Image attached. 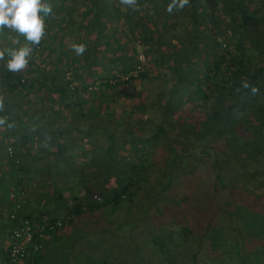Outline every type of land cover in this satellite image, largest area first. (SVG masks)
I'll use <instances>...</instances> for the list:
<instances>
[{
    "label": "trees",
    "instance_id": "16d2710c",
    "mask_svg": "<svg viewBox=\"0 0 264 264\" xmlns=\"http://www.w3.org/2000/svg\"><path fill=\"white\" fill-rule=\"evenodd\" d=\"M42 2L0 28V264H264V0Z\"/></svg>",
    "mask_w": 264,
    "mask_h": 264
},
{
    "label": "clouds",
    "instance_id": "9594fccd",
    "mask_svg": "<svg viewBox=\"0 0 264 264\" xmlns=\"http://www.w3.org/2000/svg\"><path fill=\"white\" fill-rule=\"evenodd\" d=\"M124 4H134L135 0H121ZM186 0H180L179 6H183ZM175 3V0H173ZM173 5H169L168 11L172 10ZM52 11L48 3L42 0H0V28L6 27L16 33L24 34L25 40L38 44L44 32V19ZM20 44L19 38L12 39V45ZM72 48L76 54H82L85 50L84 44H73ZM31 49L25 44L20 47H5L0 51V59L8 57L6 67L9 71H18L26 63V57ZM244 88H248L247 81L242 82ZM258 91L253 87L252 92Z\"/></svg>",
    "mask_w": 264,
    "mask_h": 264
}]
</instances>
